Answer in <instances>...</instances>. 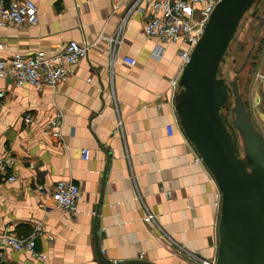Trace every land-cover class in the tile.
Instances as JSON below:
<instances>
[{
    "label": "crops",
    "instance_id": "crops-1",
    "mask_svg": "<svg viewBox=\"0 0 264 264\" xmlns=\"http://www.w3.org/2000/svg\"><path fill=\"white\" fill-rule=\"evenodd\" d=\"M32 1L38 24L0 28L1 60L51 55L71 41L89 51L55 88L0 78V158L10 161L0 174V233L22 239L40 232L34 251L45 256L37 260L0 244V264H99L96 216L108 263L195 264L193 254L213 264L220 194L203 163H195L173 108L170 82L182 44L144 35L148 3L128 15L112 53L111 40L135 0ZM54 118L60 125L51 130ZM58 181L81 191L73 217L51 198ZM147 214L154 220L145 221Z\"/></svg>",
    "mask_w": 264,
    "mask_h": 264
},
{
    "label": "water",
    "instance_id": "water-1",
    "mask_svg": "<svg viewBox=\"0 0 264 264\" xmlns=\"http://www.w3.org/2000/svg\"><path fill=\"white\" fill-rule=\"evenodd\" d=\"M256 1L221 0L216 4L173 97L178 127L193 145L220 194L214 264H264V137L252 122L236 81L226 82L218 77L239 24ZM230 95V126L242 141L243 158L238 156L232 134L221 117ZM93 237L98 263L111 264L98 247L97 239L103 234L98 233L97 216ZM113 264L151 263L137 259Z\"/></svg>",
    "mask_w": 264,
    "mask_h": 264
},
{
    "label": "built area",
    "instance_id": "built-area-1",
    "mask_svg": "<svg viewBox=\"0 0 264 264\" xmlns=\"http://www.w3.org/2000/svg\"><path fill=\"white\" fill-rule=\"evenodd\" d=\"M220 1L135 0L128 8L125 16L122 17L117 36L111 40L112 53L117 49L119 42L118 35L125 26L128 15L134 10L140 11L141 4L148 3L150 14L143 24L144 35L149 39L157 40L162 45L182 44L183 46L178 53V70L170 82L171 89L176 93L178 91V79L185 65L189 62L192 49L200 39L211 12ZM37 24V9L32 0H0V28L21 27L25 25L33 27ZM1 47L0 44V50ZM88 51L89 46H80L76 42L71 41L51 55H47L43 51L27 55L15 53L7 61L0 59V78L10 77L17 87L29 85L36 89L44 87L55 88L71 77V67L76 66L84 59ZM125 61L130 65L134 64L133 60L125 59ZM2 96L3 93L0 92V98ZM25 119L29 121L30 117L26 116ZM117 124L120 127L121 121L118 120ZM59 125V120L54 118L50 121L49 128L51 130L57 129ZM167 131L169 134L172 133L170 127L167 128ZM52 136L57 137L58 131H53ZM88 157L89 151L82 150V159L87 160ZM194 161L195 163L202 162L198 156ZM8 166H10V161L0 158V174H5V169ZM8 179L13 181L14 177L11 176ZM51 198L56 208L73 217L77 213L79 204L82 201V194L76 184L58 181L52 188ZM144 220L149 222L153 221L154 218L151 214H147ZM36 235H41V233L36 232L27 238L19 239L7 232H2L0 233V244L11 248L14 252H26L37 260H45L44 255L34 251ZM189 256L194 260L195 264H207L193 254Z\"/></svg>",
    "mask_w": 264,
    "mask_h": 264
},
{
    "label": "flooded vegetation",
    "instance_id": "flooded-vegetation-1",
    "mask_svg": "<svg viewBox=\"0 0 264 264\" xmlns=\"http://www.w3.org/2000/svg\"><path fill=\"white\" fill-rule=\"evenodd\" d=\"M253 5L254 10L250 12L249 17L247 18V20L251 21L252 24L248 27L246 36L238 42L237 38H233V40L231 41H235V43L237 42V47L234 48V56L231 60L230 71L232 76L229 80H235L238 91L240 90V87H242L243 91L245 92V97L242 100L246 109L250 113L252 122L256 126L254 120L255 118L253 119L252 111L251 109L249 110L248 107L250 102L252 101L253 93L255 92L258 96L259 101V104H256L254 106L255 110L257 111L256 113L260 114L261 109L264 110L263 87H259L257 88V90H255L254 84L252 85L253 80H257L259 83L262 82V85L264 84V0H258ZM248 37L250 38V44L247 43ZM246 47L247 49H245ZM242 52L243 54L241 57L239 56V53ZM239 80L241 81L239 82ZM260 133L262 134V132Z\"/></svg>",
    "mask_w": 264,
    "mask_h": 264
},
{
    "label": "rangeland",
    "instance_id": "rangeland-1",
    "mask_svg": "<svg viewBox=\"0 0 264 264\" xmlns=\"http://www.w3.org/2000/svg\"><path fill=\"white\" fill-rule=\"evenodd\" d=\"M253 10H254V5H252V7L249 9V11L245 14L242 21L240 22L239 27H238L237 32H236L235 37H234V39L237 38V42L242 40V38L246 36V33L248 32V27L252 24V22L247 20V18L249 17L250 12H252ZM255 35H256V33H255ZM247 40H248L247 43L250 44L251 42H250L249 37L247 38ZM236 43H235V41L231 42L230 47L228 48V50H227V52H226V54H225V56H224V58L220 64V67H219L218 77L223 78L226 82L230 81L229 79L232 76L230 68H231V60H232V57L234 56L233 55L234 48L237 47ZM171 46H175V45H171ZM245 49H247V47ZM239 54H240L239 56L242 57L243 52L239 53ZM240 81L241 80H239V82ZM253 84H254L255 90H257V88H259V87L260 88L263 87V91H264V84L262 85V82L259 83L257 80H255V81L253 80L252 85ZM239 92H240V95L242 96V99H244V97H245L244 93L245 92L243 91L242 87H240ZM256 104H259V101H258L257 94L254 92L252 101L250 102L248 108H249V110L251 109V111H252L253 119L255 118L254 120L256 123V128L258 129V131L262 132V136H263V133H264V114L256 113L257 111L254 108V106ZM232 106H233V99H232V96L230 95L229 102H228L227 106L221 110V117L223 119V122L227 125L228 130L232 134L234 144H235V148H236V152H237L238 156L240 158H243L244 157V150H243V146H242V141H241L238 133L235 130H233L230 126L231 125L230 109L232 108Z\"/></svg>",
    "mask_w": 264,
    "mask_h": 264
},
{
    "label": "trees",
    "instance_id": "trees-1",
    "mask_svg": "<svg viewBox=\"0 0 264 264\" xmlns=\"http://www.w3.org/2000/svg\"><path fill=\"white\" fill-rule=\"evenodd\" d=\"M225 107H226V106H225ZM225 107H224V108H225Z\"/></svg>",
    "mask_w": 264,
    "mask_h": 264
}]
</instances>
